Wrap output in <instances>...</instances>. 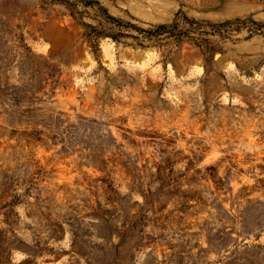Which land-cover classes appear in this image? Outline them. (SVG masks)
Returning a JSON list of instances; mask_svg holds the SVG:
<instances>
[{"label":"rangeland","instance_id":"obj_1","mask_svg":"<svg viewBox=\"0 0 264 264\" xmlns=\"http://www.w3.org/2000/svg\"><path fill=\"white\" fill-rule=\"evenodd\" d=\"M0 264H264V0H0Z\"/></svg>","mask_w":264,"mask_h":264},{"label":"trees","instance_id":"obj_2","mask_svg":"<svg viewBox=\"0 0 264 264\" xmlns=\"http://www.w3.org/2000/svg\"><path fill=\"white\" fill-rule=\"evenodd\" d=\"M112 21H116V20H114L113 18H110ZM249 21H251V23H253V24H255L254 22H252V20H249ZM236 22V23H235ZM238 24V25H241V24H243L244 22H242V21H240V20H235L234 22H225V23H223V24H218V25H209L212 29V31L213 32H215V31H218V28L219 27H225V26H228V25H231V24ZM188 24H194V25H198V26H200V25H202V23H198V22H193V20L191 21V20H189L188 21ZM177 27V25L176 24H172L171 26H165V25H160V26H157L156 28H155V30H154V33L155 34H161V33H167V34H169V35H172V36H176L177 37V39H179L178 38V36H179V34L181 33L180 31H177V33L176 34H174L173 33V30L175 29Z\"/></svg>","mask_w":264,"mask_h":264}]
</instances>
